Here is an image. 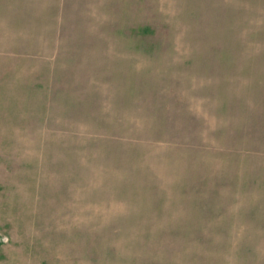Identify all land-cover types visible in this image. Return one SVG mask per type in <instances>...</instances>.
I'll return each instance as SVG.
<instances>
[{"label":"rangeland","instance_id":"374dc122","mask_svg":"<svg viewBox=\"0 0 264 264\" xmlns=\"http://www.w3.org/2000/svg\"><path fill=\"white\" fill-rule=\"evenodd\" d=\"M0 264H264V0H0Z\"/></svg>","mask_w":264,"mask_h":264}]
</instances>
